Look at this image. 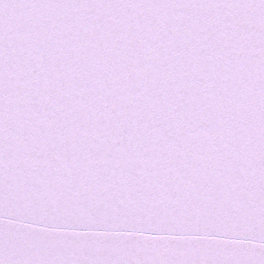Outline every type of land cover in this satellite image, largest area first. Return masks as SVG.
Masks as SVG:
<instances>
[{"label":"snow or ice","instance_id":"obj_1","mask_svg":"<svg viewBox=\"0 0 264 264\" xmlns=\"http://www.w3.org/2000/svg\"><path fill=\"white\" fill-rule=\"evenodd\" d=\"M0 264H264V0H0Z\"/></svg>","mask_w":264,"mask_h":264}]
</instances>
